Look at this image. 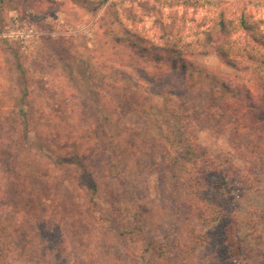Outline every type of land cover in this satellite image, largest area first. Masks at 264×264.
I'll return each mask as SVG.
<instances>
[{
  "label": "rangeland",
  "instance_id": "obj_1",
  "mask_svg": "<svg viewBox=\"0 0 264 264\" xmlns=\"http://www.w3.org/2000/svg\"><path fill=\"white\" fill-rule=\"evenodd\" d=\"M146 2L153 6L146 8ZM101 3L106 4L108 0H101ZM113 3L120 7L112 22L121 26L118 33L116 29L111 32L105 29V35H111L113 42L134 54L132 42L146 48H174L187 52L183 56L188 63L183 78L184 93L177 95L170 87L165 88L155 94L161 107L148 105L144 115H157L176 128L171 138L187 132L183 121H196L202 130H208L206 138L209 141H219L221 150L216 153L219 163L205 168L198 177L202 187L209 193L222 192L228 196L227 185L239 179L241 171L246 170L247 178L254 184L264 179V90L258 76L241 64L240 67L227 64L217 52L190 55L186 46L205 40L211 26L222 17L228 25L234 26L243 14L249 21L263 20L264 28V0H113ZM100 11L97 0H4L0 4V143L6 134H11L21 149L34 154L46 153L49 144L54 143L55 127L75 119L84 129L82 135L90 134L100 142L99 151L113 169L126 168L130 162L139 169L141 166L129 158L141 148L147 153L155 147L157 158L163 159L162 149L172 145L166 135L161 136L159 143L146 145L141 136L120 129L111 115L100 112L94 92L76 87V75H83L88 63L77 53L87 49L92 39L88 34V21L95 23ZM81 24L83 27L78 26ZM244 37L245 32L241 31L230 35L237 40ZM161 55L165 57L161 62L172 68L166 59L168 53ZM221 63L225 66L222 70L243 71L250 75L231 81L232 92H224L213 80L201 84L200 81L206 79L205 69L216 68ZM127 103L135 108L144 101L137 97L130 98ZM169 107L173 110L169 111ZM97 129L101 131L100 136L96 135ZM119 137L123 138L122 143L114 147ZM109 156L113 160H108ZM167 171L171 174L172 169ZM113 178L119 190H128L125 179L118 172L113 173ZM218 178L225 188L216 186L215 189L211 184ZM25 185L37 186L38 178H21L20 185L13 189L21 208L31 202L24 196ZM152 189H156L155 183ZM131 195L138 202L142 199L138 189ZM130 203L125 200L118 211L113 209L105 223L112 227L114 220L123 217L127 222L120 235L133 242L137 237L142 238L143 252L135 264H154L155 261L168 264L165 258L176 254L177 245L167 239L163 242L149 239L146 232L148 214L138 205L127 207ZM213 203L212 199H207L200 200L198 205H178L174 209L178 224L172 226L173 231L186 234L189 230L196 232L197 228H206L209 218L215 221L208 212V206ZM231 218L233 227L228 228L229 237L222 234L223 227L217 228L215 221L198 243L205 257L209 249L214 250L208 264H264V208L247 215L237 213ZM9 228L18 231L12 217L5 216L0 206V235ZM159 235L163 237L164 234ZM17 247L31 254L27 244Z\"/></svg>",
  "mask_w": 264,
  "mask_h": 264
},
{
  "label": "clouds",
  "instance_id": "obj_2",
  "mask_svg": "<svg viewBox=\"0 0 264 264\" xmlns=\"http://www.w3.org/2000/svg\"><path fill=\"white\" fill-rule=\"evenodd\" d=\"M97 5L101 11L95 17V23L88 21V34L92 39L87 49L77 53L88 63L83 75H76V87L94 92L100 112L111 115L120 129L141 136L146 145L159 143L162 135L172 137L173 126L152 113H149V120L144 109L148 105L160 108V99L155 94L167 87L177 95L184 93L187 61L179 52L173 55L171 49L146 48L132 42L134 54L113 42L111 35H105V29L110 32L116 29L118 33L121 26L112 21L120 5L114 4L113 0L106 4L97 0ZM152 6L151 2L145 3L146 8ZM78 26L83 27L82 24ZM208 47L214 53V47ZM163 52L168 53L166 59L172 68L161 62L165 59L161 55ZM224 68V63L216 68H206V79L200 83L213 80L224 92H232L231 81L250 75L243 71L222 70ZM137 97L144 104L130 108L127 101ZM172 110L169 107V111ZM115 117L119 119L115 120ZM146 120L147 124L144 123ZM182 123L187 132L180 142L173 140L171 146L162 149L163 159L157 158L155 147L147 153L141 148L130 155V161L141 166L139 169L131 162L123 169L111 168L99 151L100 142L90 134L82 135L84 129L75 119L55 127L54 143L49 144L46 153L25 151L18 146L14 136L6 134L0 143V206L5 216L12 217L18 231L9 228L0 235V264H128L129 261L135 264L143 252L142 238L137 237L133 242L120 235L127 222L123 217L114 220L112 227L105 223L112 210L118 211L125 200L131 201L127 207L138 205L148 214L146 232L149 239L175 242L176 254L165 258L168 264H208L214 250L209 249L205 257L197 245L215 221L209 218L206 228L182 234L172 228L178 224L174 209L178 205H198L200 200L212 199L214 203L208 206L212 216L230 219L237 213L247 215L264 208V199H261L264 197V179L254 184L247 178L246 170L241 171L240 178L227 185L228 196L222 192L209 193L198 177L205 168L219 163L216 153L221 150V145L219 141H209L206 138L208 130H202L196 121ZM96 135H101L100 129ZM122 139L117 138L114 147H119ZM108 160L113 157L109 156ZM169 168L171 174L167 171ZM114 172L125 179L127 191L115 186ZM28 177H37L38 185L24 186V196L31 202L21 208L13 189L20 185L21 178ZM137 189L142 198L139 202L131 195ZM217 204L220 206L216 207ZM161 232L163 237L159 235ZM18 244H27L31 254L21 252Z\"/></svg>",
  "mask_w": 264,
  "mask_h": 264
},
{
  "label": "trees",
  "instance_id": "obj_3",
  "mask_svg": "<svg viewBox=\"0 0 264 264\" xmlns=\"http://www.w3.org/2000/svg\"><path fill=\"white\" fill-rule=\"evenodd\" d=\"M3 1L4 0H0V4ZM262 25L263 20L249 21L243 14L239 18L238 24L234 26L228 25L225 18L222 17L217 23L211 26L208 31V37L205 40L186 44L190 49L188 54H209L213 51H211L208 46L212 45L215 49L214 52H217L224 61L226 57L228 58L227 61H225L227 64L234 67H240L241 64L245 68L253 71L258 76L261 88L264 90V28ZM240 31L245 32L246 37H244V39L237 40L230 38V35ZM222 35L223 37L220 38ZM171 50H173V55L179 52L184 56V54L187 53L182 49L171 48ZM173 129L176 130L174 127ZM181 137V134H178V137L174 136L171 138L170 136H166V139L172 144L173 140L180 142ZM176 157V162L178 164L179 153L176 154ZM219 179L220 178L217 179L218 181L215 179L211 184L215 185L214 188L216 186L218 188H225L226 186L219 183ZM224 179L225 177H223V180ZM207 180L209 181L208 178ZM223 184H225V181H223ZM213 217L217 222V228L223 227L221 230L222 234H226L225 237H229L228 228L233 227L232 218L223 219L218 216Z\"/></svg>",
  "mask_w": 264,
  "mask_h": 264
}]
</instances>
